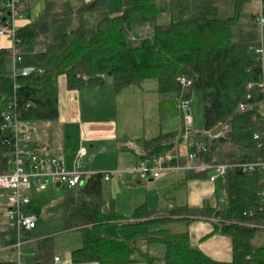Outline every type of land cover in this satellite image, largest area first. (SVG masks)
<instances>
[{"label":"trees","instance_id":"obj_1","mask_svg":"<svg viewBox=\"0 0 264 264\" xmlns=\"http://www.w3.org/2000/svg\"><path fill=\"white\" fill-rule=\"evenodd\" d=\"M108 0H50L42 14L31 24L16 29L15 48L22 59L21 68H31L13 79L7 69L11 51L0 49V174L11 165V147L6 144L8 132L2 129L1 113L14 97L20 119L32 123L53 122L58 117V84L64 78L68 90L102 86L111 78L114 91L139 86L155 79L160 94L172 95L180 87L176 77L192 80L191 89L202 97L204 163H249L264 155V124L257 109L244 113L238 104L261 101L257 86L264 74L250 48L258 42L253 16L244 20L243 7L249 0H178L177 20L158 23L156 0H122V12H107ZM264 12V0H261ZM20 5V9H19ZM231 8L226 17H219V8ZM21 0L17 13L28 11ZM6 9L0 3V26L6 24ZM149 25L152 35L131 43L127 29L132 25ZM41 43L43 48L35 50ZM254 84L248 89V84ZM14 85H17L14 88ZM251 99L246 101L247 94ZM257 120L252 121V115ZM218 124L223 129L217 137L208 135ZM183 128H185L183 126ZM176 134L163 133L142 140L137 160L171 154ZM35 152V151H32ZM182 162V160H181ZM208 173L193 172L189 178H206ZM102 173L82 177L81 184L62 191L60 219L63 232L80 235L81 246L71 251V264H264V245L252 240L257 227L264 224V213L249 215L260 206L258 191L264 186V174L231 170L224 178L225 206L212 209L186 210L190 216L215 217L211 233L230 237L232 257L228 262L216 261L189 240L187 231H171L172 218L161 216L146 205L137 207L130 217H123L115 200L102 188ZM111 224L128 226L131 232L120 238L103 234ZM23 232V239L30 237ZM1 235V234H0ZM161 245L163 255L157 257L143 247ZM53 237L34 241L31 264H56ZM0 264H10L0 262Z\"/></svg>","mask_w":264,"mask_h":264},{"label":"crops","instance_id":"obj_2","mask_svg":"<svg viewBox=\"0 0 264 264\" xmlns=\"http://www.w3.org/2000/svg\"><path fill=\"white\" fill-rule=\"evenodd\" d=\"M26 1L29 9L28 11L17 13L21 15V18L16 20V29L33 23L42 14L45 2L50 0ZM71 1L73 5H76L79 0ZM40 2L42 3V8L40 7ZM121 12L111 15H119ZM143 29L148 31L146 36H149L148 34L152 32V28L149 25H144ZM10 47H12L10 38L0 35V49H10ZM42 48L43 45L41 43L35 46V50H41ZM14 68L13 58L10 56L7 69L9 72H12ZM144 82L145 81L139 86H129L121 91L115 92L112 80L109 77H106L105 83L102 86L85 87L78 90H68L64 78L59 79L58 117L55 121L51 122L50 128L56 129L59 133L57 135V144H59L58 158L63 159L66 169L71 170L74 167L78 152L81 148H85V145H88L89 151L87 152L86 150V155L84 157H89V159L92 160L96 157V154L98 155L100 149H102V145H113V143H117L119 134L123 135L122 137L125 142L117 144V151L119 153L132 154L134 156L133 165H141L142 162L137 160V153L142 151L141 141L153 138L146 137L148 130L151 134L158 132L157 135L174 132L176 136L173 140L171 154L174 157L175 155L182 156L179 158V161L181 162L182 160V163L185 162L184 156L189 151V147L188 144L183 145V142H185L191 134L189 128L188 131L186 128H183L182 122L178 123V126L176 125L177 118L179 119V113L177 114L176 108L179 111L178 104L180 99L188 98L187 89H190V87L179 88L175 93L169 95L176 96L177 106H161V104H159V106H151L150 101L152 98H150L151 96H147L150 91L144 88ZM157 87L158 85L156 84V86L152 87V90L154 88L157 89ZM156 91L161 98L168 96L167 94H160L158 90ZM139 99H141L142 102L139 101ZM169 109L170 113L168 114ZM118 123L121 125L120 131ZM33 124L34 123L29 122L28 125L21 127L23 131L29 134V150L35 151L40 155H45L43 152L46 146L45 144H39L38 148L32 147V145L36 144L34 143ZM171 127L172 129H170ZM74 128L77 133L76 141L79 145V150L66 152L63 147V140L65 136L69 138L68 135ZM131 144L134 145V147H131ZM65 155H67V157H65ZM82 158L78 160L83 166L82 170L87 172L97 170V172H100L102 169L101 165H87V167H84L85 165L83 161H81ZM120 159L124 161V156H121ZM85 168H87V170H85ZM178 171L168 172L166 174L161 173L159 177L155 179L144 181L150 182V184L145 183L147 185H143L142 187L146 192L147 190H156V198L152 200L147 193H145L144 199L140 200H137V198L133 196L128 197V208H130V205L131 207L136 206L135 209L139 206L146 205L148 208L156 209L159 215L172 218L170 223L182 222L184 224V231L188 232L190 243L194 247L213 260L223 262L230 261L232 257L230 237L218 232L211 233L214 229V223H217L219 220L215 217L190 216L187 213L188 210H200L205 205L212 209L224 207V178H219L215 181H210L208 177L189 178L188 174L190 171H183L181 173ZM119 173L127 174L124 172ZM134 180L136 183L143 184L141 180L136 177ZM106 182H110L111 193L119 186V179L112 180L110 177ZM51 187L57 191H64V189L58 190L54 186ZM32 192L38 194L39 191L30 190L27 192L30 198L28 210L31 214L30 205L33 199ZM161 201H163V205L160 204ZM118 211L117 212L122 215L121 211ZM31 231H29V236ZM67 233H70L67 234V243L60 244L57 247L54 244L55 256L60 259L59 263L56 264H71V251L81 246V239L78 233ZM0 234V251L9 250L11 251L10 255L13 256L10 260H0V262L13 264L19 261L20 264H31L20 262L21 254L19 250L22 245L32 242L30 237L28 240H24L19 249L12 246V243H14L13 238L9 240L4 238L5 235L12 236L13 234L8 228L7 212L5 226L0 229ZM72 237L74 238L72 239Z\"/></svg>","mask_w":264,"mask_h":264},{"label":"built area","instance_id":"obj_3","mask_svg":"<svg viewBox=\"0 0 264 264\" xmlns=\"http://www.w3.org/2000/svg\"><path fill=\"white\" fill-rule=\"evenodd\" d=\"M259 1L257 14L254 17L257 32L258 42L250 48V51L257 62H260L261 68H264V12L262 2ZM2 6L6 9L5 14L6 24L0 26V35L8 36L12 40L11 56L13 58L14 70L10 72V76L14 79L19 73L26 75L31 68H19L22 63L19 51L15 48L16 20L21 18L17 14L16 9L20 0H0ZM176 82L180 88L191 87L192 80L186 76L176 77ZM257 86L261 89L262 97L258 103L251 104L242 102L238 104L237 110L240 113L258 107V111L262 115L264 124V74L259 77ZM17 85H14L16 88ZM248 89H253L254 84L250 83ZM251 99V94H247L246 101ZM178 108L183 118V126L187 129L191 125V115L189 101L186 98L180 99ZM20 111L17 108V103L13 98L7 101V107L1 113L2 129L8 132V138L5 139L6 144L11 147V165L6 173L0 174V196L5 193L6 197V212L8 219V228L13 233L12 236L5 235L4 238L9 240L14 239L12 246L19 249L24 242L23 232L31 231L35 228L36 218L28 210L30 198L28 191H42L50 186L56 187L58 190L71 189L81 184L82 177L94 174L96 172H87L82 170V165L78 161L86 155V150L81 148L77 155V161L71 170L66 169L63 159L51 156L40 155L29 150V134L21 129L22 126L29 124L28 121L20 119ZM257 115L253 114L252 121L257 120ZM208 132V135H210ZM220 134V133H219ZM218 134V135H219ZM212 136V137H217ZM261 136L264 139V131L262 134L254 133L253 139L258 140ZM189 151L185 154V162H180L172 154H166L159 159L153 158L146 160L145 163L155 162L157 166L153 169H145V165H137L133 169L121 171L127 174L134 175L141 181H148L159 177L161 173H168L178 170L203 172L208 173L207 177L210 181H215L219 178H225L226 173L231 170H240L243 173L254 174L261 172L264 174V155L257 161L249 163H204L200 161V155L205 154L206 147L203 143L188 144ZM119 172H104L102 173L103 181H108L113 174ZM58 185V186H57ZM260 197V206L257 211H250L249 215L264 213V186L258 191ZM252 227H264V224H250ZM59 257H54V262L59 263ZM13 264H20L19 261Z\"/></svg>","mask_w":264,"mask_h":264},{"label":"rangeland","instance_id":"obj_4","mask_svg":"<svg viewBox=\"0 0 264 264\" xmlns=\"http://www.w3.org/2000/svg\"><path fill=\"white\" fill-rule=\"evenodd\" d=\"M157 1V8H158V15H157V22L163 23L167 22L170 19L177 20L179 18L178 13V0H156ZM42 2V1H41ZM40 2V3H41ZM40 7L42 8V3L40 4ZM259 7V1L258 0H249L243 7V14H244V20L241 21L242 24H249L250 20V14L255 13L256 10H258ZM122 11V0H108L107 1V12L111 15L114 13H120ZM231 13V8H219V17H226L229 16ZM247 22V23H246ZM142 24H135L130 27V29H127V36L131 37V43L133 45H139L141 40L145 37H150L152 32H150L146 36V33L148 31L143 29ZM11 40V39H10ZM12 42V40H11ZM11 51L10 49H7ZM157 82L155 79H147L143 83L144 88L149 89V93L147 96H151L150 98V104L151 106H177V100L176 96H166L164 98H161L157 94V89L154 88L152 90V87L156 86ZM187 100L189 101V107H190V115H191V125L189 127V131L191 136L183 142V145H187L189 143L194 144H200L203 141V119H202V97L201 94L198 92H194L191 88L187 89ZM161 98V99H160ZM119 99V98H118ZM138 100V98H137ZM139 101L142 102L141 99ZM165 102V103H164ZM142 104V103H141ZM166 110V109H165ZM177 110V114L179 113V119L177 118V126L178 123H183L182 114L180 111ZM170 113V109L168 110V114ZM51 122H38L33 124L34 129V145L32 147L38 148L39 144H45V149H43L45 155H51L55 157L58 156V148L59 144L58 142V132L54 128H50ZM175 125V126H176ZM119 131H120V123H118ZM167 129V128H166ZM172 129V127L170 128ZM155 134H151V132L148 130L146 137H154ZM76 129L74 128L69 133V138L64 137L63 147L66 152H74L75 150H79V145L76 141ZM153 135V136H152ZM123 135L119 134V138L117 143H113V145L104 144L102 145V149H100L98 155L96 154V157L92 160L87 158H82L81 161L84 163V167H87V165H101L102 169L100 170L101 173L104 172H121L125 170L133 169L135 166L134 163V156L130 153H119L117 151L118 143L121 144L122 142H125ZM85 145V144H84ZM85 150L87 152L89 151L88 145L84 146ZM131 147H134V145L131 144ZM124 156V161H121L120 157ZM67 157V155H65ZM182 156L175 155V158L179 159ZM155 159H159L161 157H154ZM141 165H145V169H153L157 166V164L154 162H142ZM67 166V164H66ZM83 167V166H82ZM87 170V168H85ZM92 172H97V170ZM179 173L183 171H178ZM166 174V173H163ZM112 180L119 179V186H117L114 191L111 193L110 191V182L103 181L102 182V188L103 192L107 196H111L115 200V207L116 209L120 210L122 215L125 217H129L133 210L135 209L134 206L130 208L129 207V198L128 197H135L137 200L144 199L145 193L149 195V197L153 200L157 196V191H149L142 187L143 185L150 184V182H144L141 181L143 184L136 183L134 180L133 175L128 174H113L111 176ZM223 182V181H222ZM147 183V184H145ZM33 199L31 200V212L36 218V224L35 228L31 231L30 243L26 245H22L20 250L21 254V263H31L34 259L33 250H34V241L40 238L45 237H53L55 246H59L60 244L67 243V234L62 230V222L60 219V213L62 210V204H61V197H62V191H57L53 187H48L46 190L39 191L37 194L36 192H32ZM37 194V196H36ZM149 198V199H150ZM151 200V201H152ZM6 197L5 193H2L0 196V229L5 226L6 221ZM139 203V202H137ZM160 204L163 205V201L160 202ZM159 204V205H160ZM225 205V203H223ZM222 204V205H223ZM117 210V211H118ZM119 212V211H118ZM171 231L179 232L184 231V224L182 222H174L170 223L168 225ZM182 227V228H181ZM102 232L104 235L112 237V238H120L125 234H128L131 232V228L128 226H122L119 227L116 224L107 225L102 229ZM72 236V235H70ZM74 237H72L73 239ZM254 245H264V227H260L257 229V231L254 234V238L252 240ZM143 251H147L149 254L155 255L157 257H161L163 255V248L161 245H150L148 247H143ZM9 250H2L0 251V260H10L13 258L12 255H10ZM14 252V251H13ZM15 253V252H14ZM16 262V261H15ZM137 264H145L144 262H138ZM161 264V263H156Z\"/></svg>","mask_w":264,"mask_h":264},{"label":"water","instance_id":"obj_5","mask_svg":"<svg viewBox=\"0 0 264 264\" xmlns=\"http://www.w3.org/2000/svg\"><path fill=\"white\" fill-rule=\"evenodd\" d=\"M255 109H258V107L256 106ZM222 129H223L222 125L221 124H218L216 127H214L211 130L210 135L211 136H216V135H218L222 131Z\"/></svg>","mask_w":264,"mask_h":264}]
</instances>
